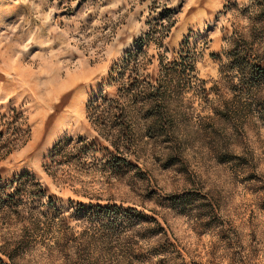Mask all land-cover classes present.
<instances>
[{"label":"rangeland","instance_id":"374dc122","mask_svg":"<svg viewBox=\"0 0 264 264\" xmlns=\"http://www.w3.org/2000/svg\"><path fill=\"white\" fill-rule=\"evenodd\" d=\"M255 1L264 0H0V114L17 108L31 127L28 142L0 162V179L34 174L53 202L43 198L39 209L52 227L20 264H68L72 258L88 264H264V117L257 113L243 127L213 110L219 95L230 97L220 66L232 36L250 31ZM167 10L176 23L163 47L155 41L142 46L153 58L148 72L157 78L160 55L176 59L190 37L206 93L188 92L178 103L181 118L171 141L135 150L132 164L122 163V175L94 161L74 185L54 180L44 164L60 139L84 136L107 145L87 105L101 94L116 97L119 65ZM68 169L63 166L61 178ZM185 193L206 195L216 211L173 208L171 199ZM79 203L133 207L156 217L168 240L110 241L99 222L106 220L94 211L80 217ZM4 225L0 221V244L12 232L19 238L20 226ZM93 231L95 240H89Z\"/></svg>","mask_w":264,"mask_h":264},{"label":"trees","instance_id":"16d2710c","mask_svg":"<svg viewBox=\"0 0 264 264\" xmlns=\"http://www.w3.org/2000/svg\"><path fill=\"white\" fill-rule=\"evenodd\" d=\"M254 3L256 13L250 17V31L232 36L230 46L224 52L226 59L220 66L221 79L230 97L226 98L224 93L219 95V101L222 102L213 109L215 115L224 121L234 117L236 123L243 127L253 122L257 113L264 117V1ZM171 16L167 10L161 23L156 22L141 40V47L128 53L119 65L117 76L114 77L118 84L116 97L101 94L87 105L88 119L107 145L98 146L95 138L84 136L60 139L49 153L50 162L44 164L46 173L54 180L74 185L83 174H87L85 172L94 165V161L103 162L104 170L112 175H122V163L131 165L129 156L135 150L145 149L148 144L158 141H171L181 118L178 103L184 100L188 92L192 91L197 96L206 93L207 89L202 86L204 81L195 73L199 51L191 45L190 37L181 43L176 59L168 61L166 56L160 55L157 78L148 72L153 58L142 46L145 42L155 41L163 47L164 39L176 23ZM30 136L31 127L22 111L13 108L0 114V162L22 148ZM102 151L103 156L99 157L97 154ZM63 166H69V169L68 174L61 178ZM46 197L47 188L34 174L23 173L7 181L0 179V221L5 223L2 228L9 229L11 225L17 224L15 227L20 226L21 230L19 238L16 232H12L13 236L0 244V264H20L18 259L25 255L33 242L43 236L45 227H52V223L43 221L39 216L42 212L39 209L45 205L42 200ZM36 200L39 205L34 207L32 203ZM49 201L52 206L50 198ZM171 204L173 208L180 207L183 211L202 210L203 207L211 212L216 211L214 203L206 195L198 193L174 197ZM78 207L77 215L80 217L94 211V215H101L106 220L99 222L104 230L103 237L110 241L122 238L130 242L136 236L150 239L163 235L165 241L168 240L167 231L156 217L133 207L93 203H79ZM20 222L23 224L19 225ZM96 233L93 231L89 240H95ZM59 234L60 238L64 236L63 232ZM72 259L68 264L81 262ZM80 264H88V261Z\"/></svg>","mask_w":264,"mask_h":264}]
</instances>
